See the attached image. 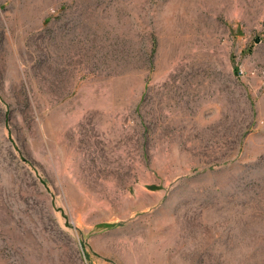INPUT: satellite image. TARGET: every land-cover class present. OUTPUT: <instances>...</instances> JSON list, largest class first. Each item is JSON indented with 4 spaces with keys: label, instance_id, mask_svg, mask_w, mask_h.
<instances>
[{
    "label": "rangeland",
    "instance_id": "374dc122",
    "mask_svg": "<svg viewBox=\"0 0 264 264\" xmlns=\"http://www.w3.org/2000/svg\"><path fill=\"white\" fill-rule=\"evenodd\" d=\"M0 264H264V0H0Z\"/></svg>",
    "mask_w": 264,
    "mask_h": 264
}]
</instances>
